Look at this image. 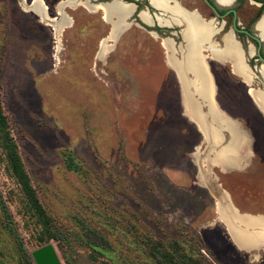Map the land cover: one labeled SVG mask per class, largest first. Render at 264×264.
<instances>
[{"label": "rangeland", "instance_id": "374dc122", "mask_svg": "<svg viewBox=\"0 0 264 264\" xmlns=\"http://www.w3.org/2000/svg\"><path fill=\"white\" fill-rule=\"evenodd\" d=\"M21 2L26 7L32 0H0V97L45 219L33 214L0 139V264H28L23 251L34 264L32 251L47 242L61 264H169L162 256L171 253L187 264H264L263 251L233 244L216 211L225 191L241 212L264 215L262 116L252 120L256 153L247 170L220 168L210 162L214 151L198 154L196 162L186 139L198 144L199 131L170 100L154 99L159 84L140 82L138 31L96 62L95 80L89 70L94 51L79 47L91 44L92 35L103 38L107 27L84 6L64 5L81 22L64 36V50L59 39L53 50L45 22ZM110 31L102 39L109 48L100 49L99 58L119 36ZM183 123L188 134L178 135ZM192 159L212 165L214 191L200 172L193 178Z\"/></svg>", "mask_w": 264, "mask_h": 264}, {"label": "flooded vegetation", "instance_id": "af4514ba", "mask_svg": "<svg viewBox=\"0 0 264 264\" xmlns=\"http://www.w3.org/2000/svg\"><path fill=\"white\" fill-rule=\"evenodd\" d=\"M67 1L70 0H46L48 17L53 21L57 20L59 16L51 11L52 7H55L57 3ZM162 1L164 2L163 6L154 5L153 0L74 1V4H89L92 6L105 5L106 3H125L127 4L126 7L130 8L129 13L122 21L120 29H118L119 37L110 42L111 50L104 58H99L97 54L100 50L102 39L107 37L109 33L111 35V25L105 23L102 11L88 12L83 9L85 7L82 8L87 16L97 17L107 27L103 38L98 39L92 35L91 44L79 47L84 50L94 51L91 68H89L95 74L93 78L97 80L96 77H98L96 70H94L96 62L106 61L111 54H115L119 48L124 46L123 42L127 36L133 31H138L139 44L137 51L139 62L137 69L140 82L144 80L147 84H159V90L153 95L154 99L164 98L170 100L171 106L175 108L179 116L184 117L180 79L177 72L168 64L167 57L170 53L164 46V42L169 43L171 56L178 62L183 63L185 57H187L190 63L204 66L210 82L215 87V98L220 110L236 120L241 128L246 130V134L249 133L251 138L248 136V145L245 146L247 154L244 155V162L238 168V170H247L250 167L248 163L251 157H254V153H256L252 120L254 116L263 117L249 93L254 91L264 96V77L262 75V69L264 68V0ZM50 2H53L51 8ZM64 13L70 19V25L63 28L59 34L61 50H64L61 46H63V38L69 32L68 30L77 29L81 22L80 18L72 17L65 11ZM190 17L198 19L208 29V35L204 36L203 40L200 39L198 32L193 34ZM113 20L115 22V19ZM45 26L48 27V31L51 34L50 42L53 44L52 49L54 50L56 35L47 23ZM185 29L189 31L188 39L185 36ZM231 46L234 47V50ZM128 63L125 68L134 71L136 67L133 68ZM236 64L243 67L244 73L235 69ZM185 73L188 79H192L191 85L192 88H195V79L192 73L189 70H185ZM151 93L149 91L150 95ZM262 117H260L261 123L259 125L264 129V118ZM173 126L175 127L174 124ZM187 126V123H183L182 128L177 130L178 135H187L189 131ZM227 139L228 136L226 135L224 143L227 142ZM180 141V139L176 141L175 145L179 146L181 144ZM186 141V147H189L187 151L191 157L195 155V152L202 155L203 150L197 152V149L203 145L202 139L196 145L193 142L191 143L190 140L186 139ZM191 162L193 166H189L191 167L193 178L198 179L201 167L205 171L207 170L205 168L206 164H201L200 166L193 159ZM227 173L230 174L228 171ZM212 174L213 172L209 173L210 176ZM261 174L263 175L264 173L262 172ZM238 181L242 180L239 179ZM235 207L239 213L247 214L241 212L237 206ZM253 216L264 217V215L259 214H254Z\"/></svg>", "mask_w": 264, "mask_h": 264}, {"label": "bare ground", "instance_id": "6f19581e", "mask_svg": "<svg viewBox=\"0 0 264 264\" xmlns=\"http://www.w3.org/2000/svg\"><path fill=\"white\" fill-rule=\"evenodd\" d=\"M23 1V0H22ZM75 0H70L67 2H61L56 4V11L59 15V20H52L48 17L46 13V3L42 0H32L29 6L22 3L24 9L28 12L35 14L37 17L40 18L42 22H45L52 28L56 37L59 36L62 29L66 26L70 25V19L64 13V5L70 7H76L73 3ZM79 4V3H78ZM102 4V3H101ZM153 4L157 6H163L164 2L162 0H153ZM86 9L91 11H102L104 15V21L107 24L112 26V29L118 31L120 26L122 25V21L124 17L129 13L130 8L126 7L121 4L112 3L110 5H97L92 6L89 4H82ZM85 9V10H86ZM38 18V19H39ZM115 19V22H113ZM200 19V18H199ZM40 21V22H41ZM189 22V21H188ZM190 23L193 28V34L197 32L200 34V39H204V36L208 35V29L205 25L196 18L190 17ZM114 33V32H113ZM111 32V34H113ZM189 31L185 29V36L188 39ZM57 40L59 38H56ZM164 46L169 51L168 64L172 69H174L180 79L181 87H182V104L184 109V117L188 119L190 123H192L199 133L205 139L206 143H211V135L213 134L214 140L216 143H220L221 137L216 132V122L218 116L208 117L207 115H203L199 111L198 105L193 101L191 98V94L189 92V88L192 87L190 82H188L184 76L183 72L185 70H189L193 78L195 79V88L194 90L195 95L199 96L201 99H205L207 93L209 91L210 80L205 71V68L201 64H192L185 57L184 62L180 63L176 59L171 56V49L169 43L164 42ZM109 47L102 41L100 43V49L103 51L104 49H108ZM111 48V47H110ZM234 50V47L231 46ZM55 52H58V49H55ZM235 69L239 72L244 73V69L239 64H236ZM237 73V72H236ZM262 74L264 77V69H262ZM244 76V75H243ZM248 78V77H247ZM191 86V87H190ZM250 97L254 101V104L260 109L261 113L264 115V96L259 95L257 92L250 91ZM224 126L227 125V129L229 128L232 130V136L235 142L232 145H226L222 147L218 152H213L212 158L210 162L219 165L220 168L224 169H238L241 166V163L244 162V155L247 154L245 152V145H243V141L238 133V128L236 125L229 123L228 121H224ZM231 126V127H229ZM217 133V134H216ZM218 141V142H217ZM213 148L208 149V151H213ZM248 151V150H247ZM247 156V155H246ZM196 162H200V158L198 154L193 156ZM202 174V175H201ZM200 180L207 182L206 171L200 170ZM216 211L219 215V220L226 226L228 235L230 236L233 244L242 251H252L258 250L263 251L264 253V217L261 216H253V215H239L235 210L231 208V205L227 202L225 197H221L218 199L216 204Z\"/></svg>", "mask_w": 264, "mask_h": 264}, {"label": "water", "instance_id": "95a60500", "mask_svg": "<svg viewBox=\"0 0 264 264\" xmlns=\"http://www.w3.org/2000/svg\"><path fill=\"white\" fill-rule=\"evenodd\" d=\"M106 4L110 5L111 3H106ZM119 4L127 6V4H125V3H119ZM183 76L188 82H190V84H192V79H188L186 77L187 74L185 73V71L183 72ZM179 83H180V81H179ZM210 86L211 87L209 88V91H208L207 96H206L205 99H201L199 96L195 95L194 90L192 89L191 86H190L191 88H189V92L191 94L190 96L193 99V101L198 105L199 111H200L201 114L207 115L208 117L209 116L210 117L218 116L217 121H215L216 122L215 126H216V132L221 137V141H220L219 144L216 143L215 141H213L214 140L213 134L211 135V143H205L204 137L202 136L201 133L198 132L200 134V136H201L202 143L205 144L203 152L201 153L202 157H206V156H209V155H210L209 157H211V152L208 151V149H211V147L213 148L212 150L214 152H218V150H220L222 147L227 145L228 139H227V142L224 143L225 142V136L227 135L228 137H230V133L227 130V128H225L224 123H223L224 121H228L229 123L234 124V125L237 126L239 136L241 138V141H243L242 142L243 145H245V146L248 145V140H249L248 134H246V132L243 131V129L241 128L240 124L236 120L230 118L229 116H227L226 114H224L220 110L219 105H218V103L216 101V98H215V87L213 86L212 83L210 84ZM180 87H181V83H180ZM181 92H182V87H181ZM183 113H184V109H183ZM195 154H196V152H195ZM206 166H207L206 167L207 168V170H206L207 182H205V186L208 189L211 188L213 190V188L211 186V183H210L211 182V176L209 175V173L211 172L210 168H211L212 165L210 166V165L207 164ZM221 197H225L227 199V202L231 205V208L237 212V214H239L241 216L247 215V214H241V213L238 212L236 207L233 205L231 199L229 198V196L224 191L221 194ZM252 251H258V250H252ZM31 257H32V260H33L34 264H61L57 254H56V251L54 249V246L52 244H50V243H48V244H46V245H44L42 247H39L38 249L32 251Z\"/></svg>", "mask_w": 264, "mask_h": 264}, {"label": "trees", "instance_id": "16d2710c", "mask_svg": "<svg viewBox=\"0 0 264 264\" xmlns=\"http://www.w3.org/2000/svg\"><path fill=\"white\" fill-rule=\"evenodd\" d=\"M0 139L2 140V146L5 151V157L8 162L9 169L11 173L13 174V176L16 178L17 183L20 185L21 190L23 194L25 195V198L27 199L28 204L30 205V208L33 210V214L37 218L44 220L45 212L42 209L41 205L39 204L35 196V193L29 183L28 177L25 174V171L23 170L21 159L17 152V147L15 143L13 142L10 136V133L8 131V119L5 116L4 111H3L1 97H0ZM2 210H4L5 212L4 207H2ZM48 225L49 223L46 221V225L44 224V228L48 229ZM22 254L25 260L28 262V264H31L28 254L25 251H23ZM162 257L165 258L169 264H187L185 263V259L183 258L175 262L174 258L176 257H174L173 253L166 255V256H162ZM189 261L194 262L192 261V259H189Z\"/></svg>", "mask_w": 264, "mask_h": 264}, {"label": "crops", "instance_id": "0c3cea01", "mask_svg": "<svg viewBox=\"0 0 264 264\" xmlns=\"http://www.w3.org/2000/svg\"><path fill=\"white\" fill-rule=\"evenodd\" d=\"M202 175V174H201ZM202 182H203V180H202Z\"/></svg>", "mask_w": 264, "mask_h": 264}]
</instances>
